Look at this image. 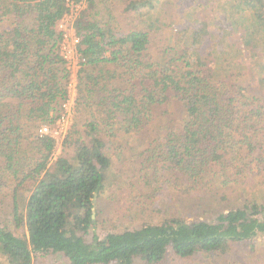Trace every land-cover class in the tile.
<instances>
[{"label": "trees", "instance_id": "16d2710c", "mask_svg": "<svg viewBox=\"0 0 264 264\" xmlns=\"http://www.w3.org/2000/svg\"><path fill=\"white\" fill-rule=\"evenodd\" d=\"M82 1L87 7L74 20L85 58L76 118L55 157L56 139L41 137L37 129L54 124L67 99L70 70L58 25L71 3ZM95 4L0 0V177L11 182L13 221L23 229L17 234L0 223V264H34L48 252L62 253L69 264H159L170 250L198 264L237 263L228 252L232 244L254 248L251 241L264 232L260 204L229 208L214 221L172 216L86 238L98 213L95 195L117 176L108 140L146 133L160 111L177 105L184 120L147 140L141 177L154 182L168 171L184 190H194L216 178L225 163L241 162V153L252 156L256 143L248 133H256L254 122L264 118V95L251 94L243 81L246 61L224 59L230 70L212 72L222 64L208 57L207 30L185 29L153 49L148 30L117 29L92 13ZM232 6L253 15L257 8L261 20L264 0H233ZM229 150L235 155L226 161ZM254 160L260 168L264 158ZM252 169L239 166L234 181ZM27 180L34 186L22 192ZM250 264H264V257Z\"/></svg>", "mask_w": 264, "mask_h": 264}, {"label": "rangeland", "instance_id": "374dc122", "mask_svg": "<svg viewBox=\"0 0 264 264\" xmlns=\"http://www.w3.org/2000/svg\"><path fill=\"white\" fill-rule=\"evenodd\" d=\"M142 1L145 0H95L92 13L125 32L134 29L148 30L153 49L176 38L185 29L191 32L193 29L198 31L204 28L208 32L204 41V46L210 47L208 57L222 64L220 69L211 68L212 72L230 70V66L224 63L225 60L227 63L246 61L248 66L243 69L245 85H249L251 94L264 95V11H260L261 20L257 19V8L254 15L247 10L242 11L238 6L235 12L233 0H149L150 3L145 6L131 7V4H140ZM86 7L85 2L79 11L59 22L58 27L63 32L70 31L75 18ZM231 44L237 49H233ZM78 83L79 73L76 90L72 91L75 102L67 133L76 118ZM177 108V105H170L160 111L146 133L108 140L107 151L112 157L113 172L117 176L108 181L105 191L95 200L98 213L86 236L89 241L94 235L104 237L110 231L137 228L146 223L156 224L167 217L214 221L229 208L253 202L264 206V161L259 168L254 160V156L261 155L264 158V118L254 122V128L258 130L256 133H248L256 143L252 156L243 152L241 162L225 163L224 171H218L217 177L206 182L203 187L184 190V186H179L168 171L159 172L158 181L142 179L141 162L145 157L147 140L156 136L157 131L163 132L168 123L174 124L175 121L181 126L184 114ZM65 137L59 140L55 157L62 152ZM242 137L241 135L240 138ZM234 155L233 150L226 152V161ZM249 165L253 169L245 171V178L235 182L234 172L237 168L240 166L247 169ZM0 180V223L8 225L17 234H22L23 229L16 228L13 221L11 182L6 177H0ZM33 186L34 181L27 180L21 188L22 192L30 191ZM251 244L254 248H251L249 242L232 244L231 251L228 252H234L232 258L237 262L235 264H250L253 257H264V232L254 237ZM200 263L205 264V259ZM34 264H69V260L59 252L39 253ZM135 264L148 263L136 259ZM159 264L198 263L194 258H180L170 250Z\"/></svg>", "mask_w": 264, "mask_h": 264}, {"label": "built area", "instance_id": "2783aa9c", "mask_svg": "<svg viewBox=\"0 0 264 264\" xmlns=\"http://www.w3.org/2000/svg\"><path fill=\"white\" fill-rule=\"evenodd\" d=\"M84 3L83 1L81 3H71V11L66 14L61 21H64V19H66L67 17H71L73 13L79 11ZM70 29V31H64L63 38L60 44V52L67 61V67L70 70L67 99L62 104V112L55 123L43 124L38 129V134L41 137L50 135L54 139H56L57 144L60 139L65 137L70 124V120L72 119L71 113L73 109V103L75 102V95L73 98L72 91L76 90V78L82 68L83 62L85 61V58L81 56V53L79 51L80 38L76 34L74 24Z\"/></svg>", "mask_w": 264, "mask_h": 264}, {"label": "water", "instance_id": "95a60500", "mask_svg": "<svg viewBox=\"0 0 264 264\" xmlns=\"http://www.w3.org/2000/svg\"><path fill=\"white\" fill-rule=\"evenodd\" d=\"M96 198H97V195H95V198H94V199L96 200ZM93 215H94V214H93Z\"/></svg>", "mask_w": 264, "mask_h": 264}]
</instances>
